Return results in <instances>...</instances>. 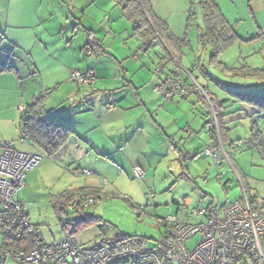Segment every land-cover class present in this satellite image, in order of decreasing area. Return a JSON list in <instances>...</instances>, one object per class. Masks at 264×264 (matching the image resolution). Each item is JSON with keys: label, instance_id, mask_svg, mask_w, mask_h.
I'll return each instance as SVG.
<instances>
[{"label": "rangeland", "instance_id": "374dc122", "mask_svg": "<svg viewBox=\"0 0 264 264\" xmlns=\"http://www.w3.org/2000/svg\"><path fill=\"white\" fill-rule=\"evenodd\" d=\"M214 1L236 37L215 56L214 46L202 40L207 29L200 0H149L172 38L162 22L143 35L135 32L122 0H0V65L12 66L24 83L19 107L42 95L53 120L69 125L74 101L68 97L78 88L73 76L91 71L92 84L80 87L92 86L97 114L77 119L102 124L92 135L94 140L98 135L99 145L113 139L121 147L110 156L84 158L67 143L50 157L18 138L16 150L33 148L42 157L17 198L45 243L69 236L92 249L138 236L152 245L163 231L159 219L172 214L190 224L204 223L198 208L240 199V182L264 200V144L243 145L253 122L264 140V117L253 116L255 108L235 97L240 91L264 93V77L247 74L264 67V0ZM189 75L221 103L218 118L227 129L223 144L230 162L214 164L205 154L208 116L198 96L164 95L167 80ZM108 104L117 111L102 115ZM79 162L93 165L95 174L81 175ZM136 166L142 178L134 177ZM77 193L100 198L84 211L70 209L59 216L58 197ZM2 238L0 233V245ZM200 239L192 237L187 246L194 248Z\"/></svg>", "mask_w": 264, "mask_h": 264}, {"label": "built area", "instance_id": "2783aa9c", "mask_svg": "<svg viewBox=\"0 0 264 264\" xmlns=\"http://www.w3.org/2000/svg\"><path fill=\"white\" fill-rule=\"evenodd\" d=\"M93 73L85 76L75 74L77 85L93 81ZM164 93L168 99L174 93L195 94L205 106L208 131L215 130L217 145L210 144L205 154L214 164L226 160L230 155L219 137V111L217 101L209 91L189 75L167 80ZM161 91L156 87L155 91ZM23 107H20V113ZM42 160L39 154L4 149L0 153V233L19 247H7L0 253V264H264V206L250 201L243 188L240 201L228 202L220 208L200 206L197 215L206 221L190 224L177 215L168 214L159 219L163 227L159 238L129 237L111 245L100 243L92 249L82 248L71 237L60 243L47 244L37 225L30 222L26 206L17 196L25 185L26 173L36 168ZM81 174L90 175L82 170ZM135 178H142L139 167L133 168ZM98 199L78 197L64 205L58 212L61 216L68 210L88 208ZM62 227L66 226L63 217ZM201 235L194 248L187 241Z\"/></svg>", "mask_w": 264, "mask_h": 264}, {"label": "trees", "instance_id": "16d2710c", "mask_svg": "<svg viewBox=\"0 0 264 264\" xmlns=\"http://www.w3.org/2000/svg\"><path fill=\"white\" fill-rule=\"evenodd\" d=\"M122 9L124 15L132 20L133 22V29L135 32L143 35L144 33H148L152 30V26L154 23L157 25L160 22L164 24V30L167 32V36L173 37L172 33L167 30V26L163 21L153 13L152 7L149 3V0H122ZM200 7L202 11V16L204 20V24L206 26L207 31L204 33L202 39L204 43H209L214 46L215 56L220 52L222 49L226 48L230 45L235 37V34H230V30L232 29L228 26L227 21L225 20L223 14L219 6L215 3L214 0H200ZM160 26V25H158ZM212 56V57H214ZM4 72H13L14 74H19L15 69L11 66H2L0 65V73ZM83 74L82 76H85ZM247 74L255 75L256 77L263 78L264 77V67L261 69L256 70H248ZM175 80V78L173 79ZM92 84L89 83L85 86H90ZM80 85H78V88ZM239 94L235 95V97L239 101H245L250 103L255 110L252 112V115H263L264 117V93L261 95L252 96L244 91L238 92ZM183 99H186V95H180ZM44 97L42 95L35 96L32 101L23 107V111L20 113V120L22 125V136L24 139H28L30 143L44 151L48 156H54L57 154L67 143L69 137L72 135V131L69 128L68 124H60L53 120L49 111L45 109L43 103ZM218 111L221 106V103L217 102ZM206 114V113H205ZM219 115V114H218ZM221 117V114L220 116ZM219 122V137L220 140L223 142V138L225 137V132L227 129L221 119L218 118ZM224 131V132H223ZM210 134V143L213 145H217V137L215 130L209 131ZM264 144V140L262 138V134L257 127L256 122L251 124L250 128V135L247 139L243 141V145L246 146H256V144ZM229 152V151H227ZM94 198L99 199V193H91V194H82L77 193L75 195L67 194L61 195L58 198L60 199V206L61 208L68 204L73 198ZM52 205L55 206L56 200L52 199ZM86 208H78L75 211L81 210L84 211ZM66 227V226H65ZM63 227V228H65ZM3 236V235H2ZM129 237H124L122 239H118L117 241H122ZM3 242L0 253L3 249L7 247H19V244L16 241H10L3 236Z\"/></svg>", "mask_w": 264, "mask_h": 264}, {"label": "crops", "instance_id": "0c3cea01", "mask_svg": "<svg viewBox=\"0 0 264 264\" xmlns=\"http://www.w3.org/2000/svg\"><path fill=\"white\" fill-rule=\"evenodd\" d=\"M23 84L24 83H23L21 77L20 76L18 77V75L14 74L13 72L0 73V153H2V151L4 149H10V150L18 151L15 149V147L17 145L18 138L20 140H25L22 136V125H21L22 123H21V120L19 119V113H18V111H20L19 106L22 104L21 100L23 99V89H22ZM81 88L82 87H79V88L73 90L70 97H68L74 101V105H71V107H70L71 117H69V120H71V122L68 125L72 131V135H71V137H69V140H68V143H70L69 148L74 149V151L76 153L75 155L82 156L84 158L93 157L94 155L95 156H97V155L98 156L99 155L110 156V155H112V152H113L112 149L114 147L116 148L115 141H113V139H112L111 143H109L110 145H106L105 141H104V144L99 145V143L96 140L98 135L97 134L95 135V137H96L95 140L92 138L93 133H99V131H97V129H98V127L101 128L102 124L97 123L96 125H94L93 122L92 123L87 122L86 119L85 120L84 119L83 120L77 119L78 116L84 115L85 113L97 114L96 110L91 105V101L93 99V97H92L93 92L91 91L92 86L89 88L83 89V90ZM110 93H112V92L110 91ZM112 95L113 94H109V96H112ZM35 96L36 95H34L33 98ZM111 101H113V103L114 102L117 103L116 99L111 100ZM115 107H116L115 105H109L108 104L107 108L105 110H103L102 115H109V114L114 113L115 111H117ZM86 109H90V110H86ZM121 110H124V109L121 108ZM111 120L112 119L110 118V120L108 121L109 125L113 124V121H111ZM226 136H227V134H225V137ZM105 140L107 141L108 138ZM223 146H224V144H223ZM229 146H230L229 149H231L232 148L231 143L229 144ZM25 149H29V148H25ZM36 149H37V147H36ZM116 149H118L120 151L121 147H117ZM18 152H22V151H18ZM30 152L39 154L37 151L33 150V148L30 149ZM228 153H230V152H228ZM195 156L196 155H194L193 157H195ZM77 164H78V168H80L81 170H87V171L93 172V170L91 169V166L93 167V165L90 164L89 166H84V165H81L80 162ZM74 171L78 172L80 170L75 169ZM30 175H31V172L26 174L24 187L26 186V179ZM81 175H83V174H81ZM84 176H87V175H84ZM240 184H241V189L243 188L247 198L250 201L259 203V204L264 206V200L261 197L259 198V196L256 192L251 191V190L248 191L247 187H245L243 182H240ZM241 197H242V194H241ZM241 197H240V199H238L236 201H240ZM233 202H235V201H233ZM208 206H214V205L212 203H210ZM28 218H29V216H28ZM54 243H56V242H54ZM2 244H4L3 238H2V243L0 245V248H1ZM50 244H53V243H50Z\"/></svg>", "mask_w": 264, "mask_h": 264}]
</instances>
